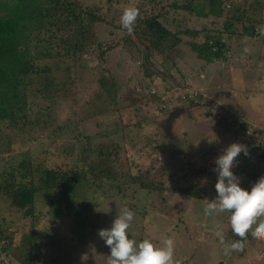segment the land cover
Returning <instances> with one entry per match:
<instances>
[{"label": "rangeland", "instance_id": "374dc122", "mask_svg": "<svg viewBox=\"0 0 264 264\" xmlns=\"http://www.w3.org/2000/svg\"><path fill=\"white\" fill-rule=\"evenodd\" d=\"M79 1L85 7L99 6L106 14L108 12V0ZM136 1L130 0L122 10L134 6ZM223 1L231 10L230 2L242 5L244 0ZM248 1L260 4L264 19V0ZM117 8L115 5L112 10ZM114 17L118 16L109 14V25L95 26L102 49L111 48L110 52L101 58L98 49H94L82 57L77 67L83 69L77 71L79 75L65 89L68 95L59 101L56 110L58 122L31 145L21 147L23 143L18 139L11 147L17 152L29 150L38 163L51 169L80 168V159L92 158L91 164L98 171L103 170L96 177L97 184L101 186L77 187L75 195L69 196L72 197L71 202L60 201L54 205L45 200L47 196L35 199L46 217L37 228L54 236L53 241H45L48 245L46 251H41L42 260L45 264L50 259L57 264H108L110 248L98 233L101 229L111 228L118 211L127 207L135 213L128 230L129 238L137 243L149 239L158 247L165 239H174L177 264H264V241L252 238L251 249L257 247V250L247 249L246 253L233 251L225 256L224 245L215 235L216 229L211 239L199 236L198 231H202L199 224L193 222V225L185 218L190 215L196 221L198 216L202 218L205 214L201 203L177 192L182 186L180 177L183 171H179L194 165L197 154L202 156L197 162L200 165L222 155L231 144L238 143L244 145L252 156L249 139L257 141L261 136L264 138V39L240 40L244 43V46L241 44L243 48L226 53L225 62L219 59L212 64L203 63L182 45L170 53L169 61L162 62L165 63L163 68L151 74L147 67H142V61L138 62L132 56L133 47H130L127 32L120 30V18L115 24ZM196 18L185 13L171 15L167 27L176 32L187 27L191 29L196 24L194 29H198ZM29 31L27 43L30 36L36 34L33 26L25 32ZM44 38L47 40V35ZM143 39L148 42L145 37ZM65 63L74 66L71 60ZM150 70L154 72V68L150 67ZM199 96H206L213 103L205 109L191 106L188 101L196 105ZM152 97H156L155 102H152ZM216 103L224 113L234 115L238 122L229 117L227 123H232L231 127L227 123L214 125L212 106ZM207 111L211 113L210 118ZM68 118L72 119L71 122ZM153 148L162 153H155ZM106 151L116 154L111 159L117 160L99 161ZM3 157H7L6 154ZM162 166L166 167L170 179L168 185L172 189L169 191L151 193L147 198L145 192L133 194V187L127 184L120 189L111 188L121 184L119 177L127 169L158 177L155 172ZM113 175H117V180L108 182L107 179ZM237 177L242 187L243 180L247 179L244 174ZM1 186L2 181L0 190ZM42 194L45 192L37 195ZM145 204L148 205L147 215ZM176 206L182 210L177 211ZM187 209L190 215L181 217L183 210ZM19 216L10 210L6 199L0 197V222L4 221L15 230L24 228L27 231L26 221H19ZM175 223L178 224L174 227ZM220 226L225 243L230 245L234 239L229 219ZM188 227L190 233L185 230ZM204 238L205 243H202ZM25 246L22 240L20 247ZM0 263L22 264L15 245H7L4 252L0 249Z\"/></svg>", "mask_w": 264, "mask_h": 264}, {"label": "trees", "instance_id": "16d2710c", "mask_svg": "<svg viewBox=\"0 0 264 264\" xmlns=\"http://www.w3.org/2000/svg\"><path fill=\"white\" fill-rule=\"evenodd\" d=\"M129 1L108 0L106 14L103 7H85L79 0H0V161L3 160L0 166V197L6 199L13 213L20 215L19 221H26L24 226L27 228V231H24V228L15 230L4 221L0 222V249L4 252L7 245H15L22 264H45L40 254L43 253L42 250L46 251L48 243L45 244V241H53L54 237L37 228L46 217L45 211L40 210L41 207L37 206L35 199L47 196L45 200L54 205L60 201L71 202L77 187L101 186L97 184L96 177L103 170L98 171L91 164L92 158L80 159V168L66 166L51 169L38 163L29 150L17 152L11 147L18 139L23 143L20 144L21 147H24V144L31 145L39 139V135L46 133L58 122L56 110L60 105L59 101L68 95L65 90L67 85L77 78V71L83 69L77 67L82 57L98 49L102 58L111 50L102 49L103 45L97 40L95 26L109 25V14L118 16L114 17V23L117 24L123 14L122 7L129 5ZM242 3L238 5L230 2L231 10H228L227 2L223 0H137L134 6L139 8L140 15L133 26V34L127 33L130 47H133L131 54L138 62L142 61V67H147L151 74L160 67L163 68L165 63L162 62L169 61L170 53L182 45L205 64H212L219 59L225 62L226 53L243 48L244 43H240V40L264 39V35L257 31V26L264 25L260 4L248 0ZM115 5L118 8L113 11ZM184 13L197 17L198 29H194L196 24L191 29L187 27L176 32L167 27L169 16ZM204 20H207L204 24L209 25L208 28L203 24ZM28 25L33 26L36 31L33 37L30 36L29 43L26 38L30 31L25 32L29 28ZM119 28L123 29L121 25ZM68 60H71L74 66L66 64ZM246 64L249 63L246 61ZM150 67L154 68V72ZM155 101L156 97H152V102ZM188 102L191 106H201L202 109L213 103L206 96H199L196 105L191 100ZM212 108L215 112L214 125L227 123L229 117L238 122L231 113H224L219 104H213ZM210 114V111H207V117L210 118ZM68 120L71 122L72 119ZM241 123L244 124L243 121ZM227 125L231 127L232 123ZM249 145L253 155H245L242 152L237 157L232 171L237 176L244 174L247 180H243L242 188L250 192L259 178L264 177V138L261 136L257 141L249 139ZM4 154L7 157H3ZM113 155L116 154L106 151L99 161L105 163L108 160H117L111 159ZM219 156L197 165L202 157L197 154L194 165L179 171H183L180 177L182 186L178 187L177 192L186 198L200 201L203 211V201H213L216 198L215 185L218 176L214 169L215 160ZM166 171V167L162 166L155 172L158 177H153V174L149 176L127 169L119 177L121 184L111 188L120 189L122 185L127 184L133 187V194L136 192L142 195L145 192L147 198L151 193L161 194L172 189L168 185L170 179ZM107 180L114 183L117 175ZM43 192L45 194L37 195ZM70 195L72 197H69ZM147 206L144 205L145 215L148 212ZM175 209L182 210L180 206ZM49 210L52 211V208ZM187 214L190 215L189 210H183L181 217ZM229 217L230 213L224 212L212 216L204 215L202 218L198 216V221L191 215L185 219L199 224L202 230L198 231L199 236L211 239L214 229ZM180 221L183 222V219ZM176 224L178 223H175L174 227ZM229 229L232 234L230 226ZM185 230L189 232L190 227ZM232 238V243L239 239L234 235ZM253 239L249 233L247 244L244 241L242 253H246L247 249L257 250V247L251 249ZM4 240L6 243H2ZM22 240L26 244L23 248L20 247ZM205 240L204 238L201 242L205 243ZM46 263L57 264L54 259Z\"/></svg>", "mask_w": 264, "mask_h": 264}, {"label": "clouds", "instance_id": "9594fccd", "mask_svg": "<svg viewBox=\"0 0 264 264\" xmlns=\"http://www.w3.org/2000/svg\"><path fill=\"white\" fill-rule=\"evenodd\" d=\"M139 15L138 7L128 6L124 9L120 23L128 35L133 34V26ZM257 31L264 35V25L257 26ZM242 152L248 155L244 145L233 143L215 160L214 171L218 176L215 189L218 195L213 201L207 199L203 201L206 216L230 213L231 231L239 239L229 245L225 243L222 227L217 226L215 231L219 243L224 245L225 256L233 251H243L244 241L247 240L249 233L252 238L264 241V177L259 178L250 192L240 186V180L232 169ZM134 216L135 213L125 207L118 211L111 228L99 231V237L110 248L108 264H177L174 260V239L167 238L162 242V246L158 247L149 239L137 243L136 240L129 238L128 230Z\"/></svg>", "mask_w": 264, "mask_h": 264}]
</instances>
